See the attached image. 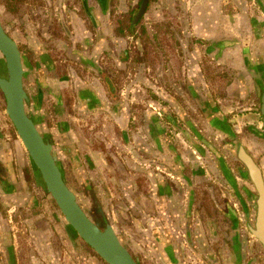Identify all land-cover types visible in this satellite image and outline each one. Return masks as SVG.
<instances>
[{"label":"crops","instance_id":"obj_1","mask_svg":"<svg viewBox=\"0 0 264 264\" xmlns=\"http://www.w3.org/2000/svg\"><path fill=\"white\" fill-rule=\"evenodd\" d=\"M53 3L54 0H47L48 6ZM68 3L70 1H65L63 6ZM80 3L87 13L93 10L96 14L95 20H88L94 33L77 14L78 4L72 5V9L67 5L68 14H64L65 9L62 8L58 19L45 15L31 27L35 33L32 35L34 46L39 47L45 57L44 60L36 61L35 70L43 91L42 105L53 104L52 102L64 105L67 100L65 102L62 99L65 97L63 91L70 89L75 102H69L70 112L59 109L63 113L58 116L60 122L52 130L59 136L67 137L66 143L72 151L71 159L75 166L82 167L84 176L89 177L91 183H96L97 187H112L115 190L114 197L123 201L124 205H120L124 208H128V204L135 206V198L139 199L140 206L143 207V199H146L147 205H152V212H147L153 217H159L160 213L161 220L165 222L162 224L166 225V229L162 226L159 228L161 220L157 223V218L154 217L153 228L158 233L166 231L165 238L173 243L172 235L179 237V231L182 230L180 225L183 215L177 208L182 207L184 201L179 196L178 201L181 203H177L178 207L174 206L171 203V188L161 187L159 179L167 175L181 182L186 178L182 173L187 159L179 148L171 156L170 148L174 150L175 146L164 122H169L176 116L174 114L188 123L191 119L188 109L193 108L198 119L199 113L203 115L207 134L214 133L220 138H228L230 133L220 134L209 122L226 124L260 167L264 182V142L257 136L262 124L256 114V96L264 95V0H153L144 15L143 22L147 29L144 36L142 33H134L133 36L121 33L118 37L113 32L114 25L109 17L115 9V13L122 16H116L117 18H125L127 10L130 9V0H111L108 20L97 12L96 1L86 0L85 6L82 0ZM132 3L135 5L136 0H132ZM42 9L45 10L44 7ZM164 23L172 25L173 31H167L161 37L152 30V26ZM142 37H146V48ZM171 39L177 41L176 46L171 43ZM70 40L72 45L69 46L72 47L68 48ZM169 43L177 50L168 51L165 57L162 51L170 49ZM153 46L163 47L159 53L162 60L155 63L151 59L144 63L142 57ZM130 48L131 57L140 53V58L138 62L133 61L128 65L124 54ZM111 49L113 50L110 51ZM57 52L73 57L75 65L82 68L84 74H79L70 65L62 66L60 63L51 62L52 53ZM106 54L110 57L114 54L116 63L111 71L114 75L110 71H107L109 75L106 73L109 83L97 77L99 75L96 66L100 67L102 57L105 58ZM123 70L131 72L130 103L143 106L139 111L138 108L135 112L125 109L122 103V96L125 95V90L122 95V84L119 99L111 97L106 87L111 88L113 79L122 72L126 73ZM56 72L67 74L69 80L60 81ZM158 81L167 84L171 89L179 87L178 100L171 96V91L164 92L156 87ZM114 86L118 87L117 84ZM149 90L158 94L161 106L155 101V96L149 95ZM201 106L205 108V112H201ZM82 127L83 132L80 130ZM122 141L125 143L123 146ZM156 159L162 161L156 162ZM26 168V153L19 140L11 136L8 120L0 112V217L4 225L10 228L12 239L9 244L12 255L19 250V264H102L93 255L79 257L73 246L74 241L70 242L67 236L62 235L63 243L74 254L54 247L51 224H54L52 221L59 220V216L57 212L49 209L47 201L46 205L43 203V212L34 213V217H26L22 221L29 225L28 233L31 237L27 238L28 241L25 237L19 240L24 228L11 220L13 211H28L30 206L28 190L22 187ZM228 179L231 188L235 189L234 180L231 176ZM235 179L238 188L242 187L244 191L253 193L249 183L242 179L238 181L236 177ZM203 180L210 187L208 192L212 204L213 198L218 204L217 208L214 207L216 222L213 231L230 232L232 220H235L234 223L239 222L238 231L241 237L234 238L236 246L226 240L223 248L225 240L217 238L219 247L222 245L226 251L227 257L223 264H249V248L253 244L256 254L261 253L258 243L255 244L248 237L247 241L242 238V222L245 215L251 213L250 204H241L244 213L240 203L234 202V193L223 176L206 174ZM137 183H147L145 196H137L134 191ZM217 187L222 191L220 198L226 200L224 204L219 205L221 199L217 194L219 190L216 192ZM226 189L231 192L232 197ZM192 190L190 187L188 192L192 194ZM101 191L103 189L98 187L97 192ZM5 209L7 217L2 215ZM57 228L61 229V226L57 225ZM243 239L247 243L245 250L241 246ZM28 247L32 250L26 256L24 248ZM9 248L5 251L0 248V264H8ZM162 259L164 264H198L195 260L184 262L180 252L171 249L163 252ZM218 262L222 264L219 255Z\"/></svg>","mask_w":264,"mask_h":264},{"label":"flooded vegetation","instance_id":"obj_2","mask_svg":"<svg viewBox=\"0 0 264 264\" xmlns=\"http://www.w3.org/2000/svg\"><path fill=\"white\" fill-rule=\"evenodd\" d=\"M65 1H70V3H68L67 5L71 6V9H72V5L78 4L79 11H77L78 12L77 14L85 20V23L88 25V29L93 32V30H92V28L88 22V20L91 21L90 18L88 19L89 13H87L86 9L81 6L80 0H54V3L51 4V6H48L47 0H38V2H40L39 6H38V3L35 5L37 7L36 13L39 16L38 20H41L43 18V16H45V15H48V16L52 15L51 18L54 17L55 19H58L59 11L60 10L62 11V8L65 9L64 14H68V10H67L68 8H66L67 5L63 6ZM150 1H153V0H149L148 5H147L146 10H145V13L148 9ZM51 2H53V0H51ZM132 4H134V3H132V0H130V9L127 10L128 12H126L125 18L124 17H123V19L117 18V21H115L116 23H115L113 32L117 36H121V33L122 34L127 33L130 36H133V34L135 32H134V30H132V28L142 26L141 22H143L145 13L139 18V20L135 24H133V19L138 14V11H139V8L141 5V0H136L135 5H132ZM43 7L45 8V10L42 9ZM119 16H121V15H119ZM18 20H19V23H21L20 18ZM0 23L2 24V27L5 30L6 34L8 36H10L15 41V39L10 35L9 31L5 28V26L3 25L1 20H0ZM22 25L27 26V24H24V23ZM120 25H121V28H120ZM126 25H127V28H125ZM162 25L163 24L153 25L152 27H155V29L157 28L158 31H154L153 29L152 30L156 34H159L160 36L162 34H166L167 31L162 30V28H161ZM27 29L33 35L32 30H30L29 27H27ZM27 29H25V30H27ZM125 29H127L128 31H126ZM145 29H146V27H145ZM145 29L142 27V33L143 34L146 33V31H147V29L146 30ZM27 34L31 36V34H29L28 32H27ZM31 39H32V37H31ZM16 44H17V47L21 53L22 67L24 69L23 88H24V91L26 92L27 100H28V103L26 105V112H27L28 116L31 118V116L28 112V105L30 104L32 99L30 98L28 90L25 86V80H29L31 83H34V90H35V95H36L35 102L39 103L40 105H42L43 91H42V87L40 86V84L37 80H33L30 77H28L26 79V67H25V64L23 62V54H22L21 48L17 42H16ZM68 44L72 45V40L68 41ZM85 45H86V43H85ZM130 50H131V48L128 49L127 54L128 53L130 54ZM60 52H62V51H60ZM60 54H61V57L64 58V54H62V53H60ZM106 56H107V54H106ZM124 57H125V54H124ZM136 58H137L136 54L134 57H130L131 61H129V60L126 61L127 64L131 65L133 63L134 59H136ZM139 58H140V53H138V59ZM102 59H103V57H102ZM120 59H121V57H120ZM0 60L4 61V58L2 57L1 54H0ZM64 65H66V64H64ZM64 65H62V66H64ZM3 69L5 71V61H4ZM97 70H98V75H99L97 77L101 78V80L103 82L106 81L107 83H109V80L107 77L108 75L105 74L103 69L98 67ZM0 76H3V75L0 74ZM0 95H1V98H2L3 103H4V113H2V112L1 113L8 120L10 129H11V136L13 138H16L17 140H19L21 147L23 148V150L26 153V158L28 159V168H26V173L24 175L25 177H24V181H23L24 185L22 187H24L28 190L29 199L31 200L30 206H28V211H23V212L17 211V210L13 211L12 220H11L12 222L15 221L14 223H16L18 225L21 224V226H23V228H24L23 235L20 234L21 236H20L19 240L21 241L22 237H25L26 241H28L29 237H31L28 233L29 225L27 223H23L22 221L25 220L26 217H34L33 215H35L37 212L40 213L39 211L43 212V209H44L43 203H45V205H46V201H47L48 205H49V209L53 210L54 212H57V214L59 216V220L52 221L54 224H51L52 235L54 236V239H52L53 243L55 244L54 247L61 249V251H63V252H67V253L71 252V254H74V253H72V249L69 248L68 246L66 247V244L63 243L64 238H62V235H64V236H67L69 238L70 242L74 241V244L73 243L72 244L76 248V254H78L79 257H81V255H88L89 254V255H93L94 257L98 258L100 263L107 264L100 257H98V255L84 241H82L78 237V235L72 229V227L68 223H66V221L64 220V217L60 213L58 207L56 206L55 202L51 198L50 194L45 189H42L44 187H43V184L41 183L38 171H37L36 167L34 166V164L32 163V161H31L27 151L25 150L23 144L21 143L12 123L10 122L9 118L7 117V115L5 113V100H4V97L1 93V91H0ZM257 99H258V102H257L258 111L256 114L258 115V117H259L258 119L262 124L261 130L259 133H257L258 134L257 136L259 138H261L262 141L264 142V121H263L264 117L261 114V103H260V101H262V96L261 95L256 96V100ZM91 100H93V98H91ZM191 109L193 110V108H191ZM199 114H200V120L204 121V117L202 116V114L201 113H199ZM38 119H40V117ZM32 120L36 124L35 119H32ZM170 121L174 122V117L171 118L169 120V122ZM187 124H188L187 127L192 130L194 135H196V137L202 143V145L201 144L199 145L198 143H196L197 141L195 142V141L189 140L191 143V146L198 153V155L200 157L199 159L205 158L204 160H205V164L207 165L206 167L205 166H199L198 167V165H201L198 163L199 161H195V163H194L198 167V170H200V174L205 178V175L208 174V169H209L211 176L215 177L216 174L219 175L220 177L223 176L224 181L227 183L228 187L234 193V197H233L234 202L235 203L239 202L240 205L243 203H244V205H247V203L250 204L249 205L250 206L249 213L250 212L251 213L250 214L247 213L248 215H245L244 222H242L243 229H244V232H243L244 236L242 238L246 239L245 241H247V237L249 238V240L252 239V241L255 244L258 243L260 248H261V253H257V254L254 250V247H255L254 244H253V246H251L249 248L250 249V255H251L250 259H249L250 260L249 264H264V247L252 235V230L254 229V213H255L254 209H253V203L252 202H253V199H254V196L256 195V193H255L253 185L251 184L250 180L248 179V175H247L245 167L237 159H235V152L232 149V146L235 148L236 144L239 143L241 145V142L238 140V138L235 134H234V136H232V137L229 136L228 138H220L219 136H215L214 133H213V135L210 134L211 136L208 135L205 128H204L205 121H204V126H203V124H201L202 125L201 126L202 127L201 132H199V131L195 132L193 128L196 127V125L193 123H192L193 125L191 123H189V120H188ZM36 126L39 130V127L37 124H36ZM52 129H53V127H51V129H49V130H50V133L52 134V140H53V142L51 141V143L54 146L52 144L51 145L54 148V154H55L56 161H57L58 157H57L56 152H55V147L57 148L58 151H61L62 153L65 152L66 155L68 153V149L70 151V147L66 143L67 137L64 135L59 136L56 133V131L52 130ZM39 132H40V130H39ZM185 133H184V136L186 137ZM252 134L254 135V132ZM208 142H210V143H208ZM203 145H205L207 147L206 151H205ZM241 146L243 147V145H241ZM175 149H176L175 147H174V150H173V148H170L171 156H172V153L174 154ZM244 150L246 151L245 148H244ZM206 152H209L211 154V156L213 157V161L209 160V157L206 154ZM246 153H248V151H246ZM68 154H69V157H71L72 154H70V153H68ZM228 157L231 158L232 161H228ZM250 157H251V155H250ZM174 160H176V158H174ZM155 161L161 162L162 160L156 159ZM254 162H255V160H254ZM255 164L258 166V164L256 162H255ZM58 165H59V163H58ZM229 176H231V178L235 182V189H232L229 182H228ZM232 176H235L238 179V181L242 179L246 183H249V185L253 189V193H250L246 190L244 191V189L242 187L238 188L236 185V179H235V177L233 178ZM37 180H39L40 185L42 187L41 188L42 193H41L39 188H38L39 192L36 191L37 187H36L35 183H37L36 182ZM64 180H65L66 184L69 185L68 184L69 182L66 181L65 178H64ZM81 181H82L81 183L83 185H85V184L86 185L84 187L79 188V190L77 191V192L82 193V195H80V196L74 190L76 188L73 189L72 186H70V185L69 186L77 194V197H78L77 200H78L79 204L81 205V207L83 208V210L85 211V213L87 214L88 218L91 221H93L97 226H99V228H105L106 225H110L113 228V230L115 231L116 235L118 236L121 244L129 252V254L132 256V258L134 259V261L137 264H164V262H163L164 260L162 259V255H163V252H166L168 249H171L175 252H176V250L178 252H180L181 257L184 260V262H186V261L191 262L192 260L193 261L195 260L198 262V264H219V262H218V255H219V257L222 260V264H223L225 262L226 257H227L226 251H225V249H223L226 246L225 245L226 240H229L228 243L232 244V246H234V245L236 246L237 242L234 238L235 237H237V238L241 237V233L238 231V230H240L239 229V222L234 223V221H235L234 219H233L234 221L232 220V222H231L232 223V231H230V232L226 231V230L224 232H214L213 231L215 228V226H213V225H214V222H216V218H215V214H214L215 213L214 207L215 208L218 207V204H217L216 200L214 201V198H213V204H212L210 197H209V200H207L204 203V206L202 207L203 208V210H202L203 211V217H201V218H202L203 223L200 221L199 218L197 219V222L195 219V223H193L192 221L190 222V216L189 215L191 214L190 209H191L192 201H193L192 194H190L188 192V190H187L186 194L179 192L178 189L180 188L181 182H178L176 179L171 178V177L166 175V176H164V178H162V176L160 177L159 183H160L161 187L168 186V188H171V190H172L171 198H173V201L171 200V203L172 204L174 203V206L178 207L177 203H179V204L181 203L178 201L179 196H182L181 199L184 201L183 206L177 208V209H179V211L183 215V216L181 215L182 216L181 217L182 225H180L182 230L179 231V237L178 236L175 237V235L171 234L173 236L174 242L173 243L170 242L171 243L170 244L168 242V240L165 238L166 231L163 230V232L158 233V231L153 228L155 226H152L153 221H154V217L157 218L156 222L159 223V220L162 219L161 214L159 213V217H157V216L153 217L152 214L148 213L147 211H145L143 209V207L140 206L139 199L135 198L136 203L134 201L135 206H133V207L136 210L140 211L142 219L140 218L137 222L133 221V223L143 233V235L145 237V241H144L145 247L142 248V247H140V245H138V243H136V244L134 243L133 244L134 247L138 248V250H136V252L134 251L135 252L134 253L128 246H126L124 244L123 240H125V239H123V237L118 234L119 230L117 228L116 229L114 228V226H113L114 224L110 223L108 221L106 214L104 213L105 207L108 209L107 206H108V203H111V200L108 201V199L102 193L97 192L98 187H97L96 183H91V180H89V177L86 178L84 176V179H81ZM134 188H135L134 191L137 192V196H138V194L144 195V196L146 195V194H141L144 190L143 183H137V185H134ZM217 188H216V192H217V190H219V192L217 194L219 196V199H221L220 196L222 195V191H220L219 187H217ZM139 189H140V191H139ZM227 191H229V190H227ZM228 193L232 197L231 192L229 191ZM82 201H84L86 204L82 205V203H83ZM224 203H226V200L221 199L219 202V205L224 204ZM150 206L152 207V205H150ZM130 207H132V206H129V208ZM241 207H242V205H241ZM242 209H243V207H242ZM45 210H46V208H45ZM101 210L103 213L101 212ZM173 210H174V208H173ZM6 211H7V209H5L3 211L2 215L7 217ZM126 211L128 212V208L126 209ZM243 211H244V209H243ZM149 212H152L151 208H150ZM244 213H245V211H244ZM100 215H103V216H101V218H100L99 217ZM193 215L195 216V213ZM132 219H134V218H132ZM162 223H165V222L163 220H161V222H160L161 225L159 228H161V226H162L163 229H166V227H164L166 225L163 226ZM100 224L103 226H101ZM111 224H113V225H111ZM57 225H60L61 229H58ZM7 227H8V225H7ZM7 227L4 225L3 220L0 217V248L5 251L6 248L10 247L9 249L11 252L12 251L11 246H10L11 244H9V243H11L12 238H11V234L9 231L10 228L9 227L7 228ZM220 237L223 240H225L223 248H222V245L220 247L218 245L217 238H220ZM244 239L241 240L242 241L241 246L245 250L247 243L244 241ZM76 241H77V243H76ZM29 243H30V241H29ZM24 245H26V244H24ZM5 246H6V248H4ZM30 247L24 248L25 249L24 251L26 252V256L30 255V252L32 250V248L30 249ZM10 252L8 253V256H7V262H8V264H15L14 256L12 255V252L11 253ZM172 253H174V252H172ZM64 255L66 256L65 253H64ZM173 257H174V254H173ZM141 258H144V261H141ZM169 260H170V258H169ZM171 261L174 262V259H171ZM167 262H169V261H167ZM167 264H169V263H167Z\"/></svg>","mask_w":264,"mask_h":264},{"label":"rangeland","instance_id":"obj_3","mask_svg":"<svg viewBox=\"0 0 264 264\" xmlns=\"http://www.w3.org/2000/svg\"><path fill=\"white\" fill-rule=\"evenodd\" d=\"M111 0H109L110 2ZM19 3V4H18ZM38 3V6L40 4V2H38V0H0V20L3 23V25L5 26V28L9 31L10 35L15 39V41L18 43V45L21 48V52L23 54V62L25 64L26 67V79L28 77H30L33 80H37L38 81V76L36 73V64H37V60L38 59H42L44 60V56L42 55L41 51L39 49V47H35L34 46V39L33 36L31 34V32L28 31L27 27L30 28V30H32L31 27L34 26V22L36 20L39 19V16L37 15L36 11H37V7L35 6ZM119 16L118 13H115V9L112 10L111 16L109 17V21L111 23H113V25L115 26V21L117 20V17ZM21 20V23H19V19ZM23 21V22H22ZM27 24V26H24L22 24ZM142 26L140 27H134L132 28V30H134L135 33H142V27L145 29V24L144 22H141ZM21 24V25H20ZM178 26H180V24H178ZM92 28V26H91ZM121 28V25H120ZM127 28V25L126 27ZM163 31H173V26L167 23H164L161 26ZM27 29V30H25ZM152 29L154 31H158V29L155 27H152ZM126 31H128L127 29H125ZM146 30V29H145ZM27 32L30 35L27 34ZM33 35L34 30H32ZM143 34V33H142ZM116 37H118L115 34ZM144 36V34H143ZM32 37V39H31ZM129 37V36H127ZM162 37V35H161ZM144 40L142 41L144 43V47H147V42H146V37H142ZM162 43V42H161ZM171 43L175 44L177 41H173L171 39ZM132 45V44H131ZM48 46V45H47ZM72 46L68 44V48H71ZM50 48V47H48ZM46 48V49H48ZM135 48V46H134ZM163 48V47H162ZM159 46H153V47H149V52H147L148 54H145L142 57V60L144 63L149 62V60L153 59V62H158L162 60V57L160 56V49H162ZM169 48L170 49H165L163 52V54L167 55L168 51H175L177 50L176 48H172L171 44L169 43ZM132 49V48H131ZM113 49H111L110 51H112ZM134 52H136L134 50ZM145 53V52H143ZM175 54H177L175 52ZM165 55V57H166ZM52 60H50L51 62H57V63H61L62 65L66 64V65H70L72 66L71 68H75L76 72H79V74H84V71L82 70V68H80L79 66L77 67L75 65V61L73 59V57H68L67 55H64V58L61 57V54L59 52L57 53H52ZM131 57V50H130V54H127V51H125V61H131L130 60ZM136 59H134V62H138V56L136 54ZM49 59V58H48ZM71 62H70V61ZM115 57L114 54L113 56H105V58L103 57V59L101 60V64L100 67L103 69V71L105 72V74L107 73V71H110L109 73H112V68H114L115 66ZM4 66V61L0 60V74L1 75H5V71L3 69ZM99 67V66H97ZM126 73H121V75H117L116 79H113L114 82L112 81L111 83V88H109L108 86H106L108 88V91L110 92V96L119 99V97H121V95L119 94V89L121 84L123 85V89H122V95L123 92L125 90V95L122 96L124 97L123 102L124 103V107L125 109H127L128 111H133L135 112L138 108L141 109L143 106L141 105H137V104H131L130 103V93H129V89L130 87V76H131V72L127 70H123ZM58 77L60 81H68V75L65 73H58ZM109 73H107L109 75ZM106 74V75H107ZM114 75V73H112ZM35 77V79H34ZM128 81V82H127ZM101 82V81H100ZM102 83V82H101ZM114 84H117V86H114ZM103 85V84H102ZM25 86L28 90L29 96L30 98L33 100H31L30 104L28 105V112L31 116L32 119H35L36 124L39 127V130L41 132V134L44 136V138L50 143L52 140V134L50 133L51 127H57L58 122H60V120H58V116H60L63 111H59V109H63L65 110V112H70V108H69V102L70 101H74V99L72 98V94L70 92V89L67 88L68 91H65L66 89H64L63 93H64V98H62L65 102L67 100V102L60 106L59 103L56 104L54 102H52L53 104H45L40 105L39 103L35 102V90H34V83H31L29 80H25ZM105 87V88H106ZM156 87H160L161 91L167 92V91H171V96L172 97H176L175 99L178 100L179 98V87H177L176 89L169 87L167 84L165 83H156ZM112 92L114 94H112ZM149 95L155 96V101L160 103V106L162 105V103L160 102L161 99H159L160 97L158 96V94L153 93L151 90L148 91ZM118 93V94H117ZM159 97V98H158ZM126 98V99H125ZM183 99V98H180ZM160 100V101H159ZM256 102V101H255ZM257 104V102H256ZM65 106V107H64ZM72 106V105H71ZM31 109H30V108ZM73 108L75 107V104L72 106ZM257 109H258V104H257ZM175 108V107H174ZM176 110V109H175ZM199 110V109H198ZM0 112L4 113V103L3 100L1 98L0 95ZM203 112V111H201ZM188 113H190V117L191 119L189 120V123H193L196 125V127H194V131H202V125L204 126V121L200 120L197 118V116H195L194 114H196L193 110H189L188 109ZM174 117V122L170 121H164L166 123V127H167V131L168 134L171 138V140L174 143L175 148H179V151H181V153L184 155V157L187 159V164H186V168L184 169L183 174H185L186 178L181 180V184H180V188L178 189L179 192H182L183 194H186L187 190L190 189V187H192V197H193V201H192V206L190 209V222L192 221L193 223H195V219L197 222V219L199 218L200 221L203 223L202 218L203 217V206L204 203L209 200V192L208 189L210 188L209 186L205 185L204 182V177L200 174V170H198L199 166H207L205 164V158H201L199 159V155L196 152V150L191 146V143L189 140L192 141H197L196 143H198L199 145L202 143L200 142V140L196 137V135H194V133L192 132L191 129H189L187 126L188 124L185 123L183 118H179V116L177 114ZM203 116V115H202ZM40 117V119H38ZM187 119L188 116L186 115ZM259 118V117H258ZM192 124V125H193ZM83 127L81 130V132H83ZM184 130V131H183ZM186 132V133H185ZM184 133L186 134V137L184 136ZM195 136V137H194ZM128 137H125V139ZM123 140V139H122ZM210 140V139H209ZM211 141V140H210ZM210 143V142H208ZM53 145V144H52ZM125 145V143L122 141V146ZM185 145V146H184ZM54 146V145H53ZM204 146V149L206 151V146ZM55 152L56 155L58 157L57 162L59 163V166L63 172L64 178L66 179V181H68L69 185L76 189H74L76 192L79 190V188L84 187L85 185H83L81 182V179H84V169L82 167H80L78 165V167L75 166V162L71 159V157H69V154H72L71 151H69L68 149V153L67 155L64 153H62L61 151H58L57 148L55 147ZM206 154L209 157V160L213 161V157L211 156V154L209 152H206ZM224 154V153H223ZM72 156V155H71ZM198 158V160H196ZM236 159V157H235ZM194 161H199L198 163L201 165H198V167L193 163ZM228 161H232L231 158L228 157ZM125 165V164H124ZM128 167V166H126ZM129 169V168H128ZM130 170V169H129ZM211 173L208 169V176H210ZM206 176V175H205ZM36 187H37V192H39V189L42 193V188L40 185L39 180L36 181ZM75 182V183H74ZM38 184V185H37ZM116 186V185H115ZM140 186V185H139ZM29 187V186H28ZM98 187H101L103 189V191H101V193L109 200H111V203H108V209L105 207L104 213L106 214V217L108 219V221L110 223H113L111 225L114 226V228L118 229L119 232L118 234L121 235L123 237V242L126 246H128L133 252L136 250H138V248L134 247V243H138V245H140V247H145V237L143 235V233L137 228V226L133 223V221L137 222L141 217V213L140 211L136 210L134 207H130V204L128 206V212L126 211L127 208H123L120 204H123V201L120 199H116L114 197V193L115 190L112 187L107 188L105 185H98ZM143 187L144 190L141 194H146V189H147V183H143ZM39 188V189H38ZM42 188V189H41ZM81 191V190H80ZM140 191V189H139ZM176 192V191H175ZM80 195H82L81 192H77ZM187 196V195H186ZM82 205L86 204L84 201H82ZM151 206L147 205V201L146 199H143V209L145 211H150ZM102 212V210H101ZM103 213V212H102ZM195 213V216L193 215ZM201 215V216H200ZM100 215L99 217L101 218ZM205 216V215H204ZM105 217V216H104ZM105 217V218H106ZM134 218V219H132ZM176 218V217H174ZM101 225V224H100ZM103 226V225H101ZM117 226V227H116ZM23 232V230H22ZM195 233V232H194ZM19 250H17L15 252L14 256V260H15V264H19L20 261V257H19ZM134 252V253H135ZM141 261H144V258H141Z\"/></svg>","mask_w":264,"mask_h":264},{"label":"water","instance_id":"obj_4","mask_svg":"<svg viewBox=\"0 0 264 264\" xmlns=\"http://www.w3.org/2000/svg\"><path fill=\"white\" fill-rule=\"evenodd\" d=\"M94 1H96L100 11L97 10V12L104 15L108 20L109 0ZM82 2L85 6L86 0H82ZM148 2L149 0H141L133 24L145 13ZM88 15L90 19L95 20L96 14L93 10H90ZM0 54L5 61V75L0 76V91L5 100V113L36 167L44 189L50 194L64 220L72 227L78 237L107 264H137L121 244L110 225L99 228L88 218L77 200V194L66 184L63 172L56 161L53 146L42 136L26 112L28 100L23 88L24 69L21 53L16 42L6 34L1 23ZM201 107L205 112V108ZM261 114L264 117V95L261 101ZM223 121L225 122V120ZM209 125L220 134L230 133L231 137L234 136L224 123L209 122ZM232 149L236 159L245 167L248 179L256 193L252 202L255 212L252 235L264 247V182L262 173L252 157L239 143L236 144L235 148L232 146Z\"/></svg>","mask_w":264,"mask_h":264}]
</instances>
